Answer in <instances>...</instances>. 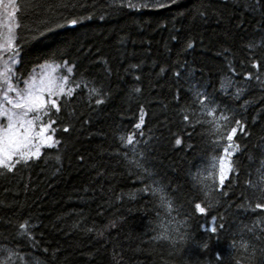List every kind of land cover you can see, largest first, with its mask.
<instances>
[{
	"label": "trees",
	"instance_id": "1",
	"mask_svg": "<svg viewBox=\"0 0 264 264\" xmlns=\"http://www.w3.org/2000/svg\"><path fill=\"white\" fill-rule=\"evenodd\" d=\"M61 2L17 0L21 79L46 62L68 61L75 65L73 85L80 87L61 98L59 113L53 110L60 145L12 172L0 169V249L18 253L9 264H24L21 256L27 264H261L264 210L253 209L264 175V83L255 79L264 81V66L253 68L252 61L264 62V9L246 7L254 8L253 0H178L165 8L71 0L74 9ZM90 14L74 27L32 40L29 29L45 27L43 19L53 26ZM197 91L215 101L205 103L217 115L230 110L225 114L246 123L247 134L235 138L236 171L223 190L201 174L223 154L225 142L216 143ZM141 108L145 121L137 129ZM130 134L138 144L121 141ZM157 188L164 201L153 193ZM196 203L213 207L203 215ZM212 216L217 227L225 226L215 235L204 230ZM26 220L35 247L19 234ZM171 221L175 231H165Z\"/></svg>",
	"mask_w": 264,
	"mask_h": 264
},
{
	"label": "snow or ice",
	"instance_id": "2",
	"mask_svg": "<svg viewBox=\"0 0 264 264\" xmlns=\"http://www.w3.org/2000/svg\"><path fill=\"white\" fill-rule=\"evenodd\" d=\"M177 2L178 0H145L144 3L136 5L131 3V0H128L126 5L121 3V6H127L129 8H165ZM253 3L255 5L254 8L251 5H246V7H249L250 10L253 11L264 9V0H253ZM60 7L74 9L76 4L72 3L71 0H62ZM20 11L21 8L18 7L16 0H0V169H6L8 172L14 171L17 168V165L28 164L34 159H39L42 155L43 148H55L60 145L61 141L54 136L55 129L53 128V125L56 124L57 121L51 118L53 110L55 113H59L62 108L60 102L61 98L73 97L76 88L80 87V84H75L74 87H69V75H56V69L59 68L60 65L52 64L41 66V71L38 74L23 79V87L20 86L21 75L18 74L16 70V66L21 62L20 56L22 51L20 44L17 42V29L21 28L22 25L17 21L16 14ZM201 15H203V13H201ZM91 18V14L70 19L63 18L65 20L64 23L57 21L53 26H49V21L43 19L41 20V24L45 25V27H37L29 29V31L34 33L32 40H37L58 29H62L66 26L74 27L82 23L84 20ZM102 18L103 17H101V19ZM188 47H193V44L189 43ZM248 47L252 48L253 45L249 44ZM63 64L68 65L69 62L64 61ZM262 66H264V62L259 59H253V68L259 70ZM74 67V64L68 66L67 72L71 74ZM163 71L164 69L162 68L161 72ZM175 75L179 77L180 73L176 72ZM245 75L247 79L253 78L251 72H248ZM136 79H139V77H136ZM255 79L264 83V81H260L259 75H257ZM231 86L232 82L228 81L227 87ZM90 91L93 94H99V91L95 88L90 89ZM135 91L140 92L141 89L136 88ZM241 93L242 90L237 89V98ZM195 95L202 108L207 110V115L212 117V120L207 121V123L213 126V134L217 135L216 143L219 144L221 141L225 142L222 148L223 154L218 157V165L216 162L217 158L214 157V162L211 164V169L213 171L203 179L207 180L212 178L214 179V182L218 179V188L223 190L225 181L236 171L232 158L240 150V144L236 142L235 138L237 137L238 132L247 134L246 123L242 119L235 118V113H232L231 115L225 114V111L230 110L222 111L217 115V108H208V105L205 103V101H208L209 103L214 104V100H212L207 94H202L199 91H197ZM201 96H203L202 100L200 99ZM96 103L101 104L103 103V100L97 99ZM145 115L146 113L143 108H141L139 123L135 125L137 129L142 128L145 121ZM45 117L48 119L46 120ZM184 119L187 121L189 117L185 115ZM63 131L68 132L69 128L65 127ZM140 134L143 135L142 132ZM120 139L126 146L139 143V141L135 140V134H130L126 138L121 136ZM175 144L180 145L181 140L176 139ZM132 151L135 152V147H133ZM125 156L127 158V153H125ZM140 156L143 157V153H140ZM56 159L59 161L60 157L57 156ZM129 162L135 164L138 168H143V165L139 160L132 159ZM217 166L218 176L215 175ZM144 171L147 172L148 170L144 169ZM200 182L203 183V180ZM248 183L250 187H255V185H252L251 181ZM260 185L261 187L258 196V201L260 202L255 203L253 210H264V175L260 177ZM205 187L208 186L205 185ZM144 191L147 192L149 189L146 187ZM155 192H160L161 200L164 201L165 197L163 189H153V193ZM208 194V192H205V196ZM223 194L227 195L226 192ZM167 207L169 211L172 210V204L170 201L167 202ZM211 207H213L211 204L207 207L202 206L201 203L195 204V210L203 215H207ZM249 207H251V205H249ZM210 219L211 226L204 229L206 232L215 235L218 232V228L222 230L225 227L223 223L219 224L217 227L216 216H212ZM19 228L22 230L19 234L21 236H27L30 240H33V247H35V238L29 231L28 221L26 220L21 223ZM197 246H201L199 242H197ZM202 247L207 249V242H205ZM241 247L247 250L248 245L243 244ZM0 251L8 253L6 257L0 259V264H9L12 257L18 255V253L7 249H0ZM216 255L217 259L221 258L219 252H217ZM20 259L24 261V264H27V261L23 256H21ZM261 264H264V261H262Z\"/></svg>",
	"mask_w": 264,
	"mask_h": 264
},
{
	"label": "rangeland",
	"instance_id": "3",
	"mask_svg": "<svg viewBox=\"0 0 264 264\" xmlns=\"http://www.w3.org/2000/svg\"><path fill=\"white\" fill-rule=\"evenodd\" d=\"M16 2H17V0H16ZM16 19H17V17H16ZM45 64H52V65H60V67L59 68H57L56 69V75H69V77H70V79H71V77H72V74H73V72L71 73V74H69L68 72H67V67L68 66H71L70 64H68V65H64L63 64V62H61V63H58V62H47V63H44V64H41V65H39L38 67H36L35 69H33L32 70V72L29 74V76H31V75H34V74H38L40 71H41V66H43V65H45ZM17 67V66H16ZM29 76H27L25 79H27V78H29ZM22 81H23V79H21V84H20V86L21 87H23V83H22ZM69 87H74L72 84H71V81L69 80V85H68ZM14 95V94H13ZM45 119L47 120L48 118L47 117H45ZM139 123V122H138ZM55 136V135H54ZM44 149V148H43ZM42 149V150H43ZM214 162V161H213ZM217 165H218V158H217ZM213 170L211 169V167H210V169H208L207 171H205V172H201V174H203V177H205V176H208L209 175V173L210 172H212ZM215 175H217L218 176V166H217V169H216V171H215ZM212 179V178H211ZM198 185L199 186H201L199 183H198ZM176 226V224H173V222L171 221V222H169L168 223V227L167 228H165L166 230L165 231H175V227ZM2 249V248H1ZM3 249H7V250H10L9 248H3ZM11 251V250H10ZM7 252H3V251H0V256L1 257H6L7 256ZM13 258H15V256H13L12 257V259ZM30 264H40V263H38L36 260H33V261H31V262H29Z\"/></svg>",
	"mask_w": 264,
	"mask_h": 264
}]
</instances>
